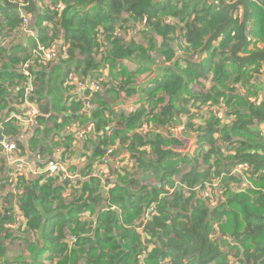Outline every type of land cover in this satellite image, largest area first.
I'll use <instances>...</instances> for the list:
<instances>
[{
  "label": "trees",
  "instance_id": "trees-1",
  "mask_svg": "<svg viewBox=\"0 0 264 264\" xmlns=\"http://www.w3.org/2000/svg\"><path fill=\"white\" fill-rule=\"evenodd\" d=\"M41 1L0 0V33L9 37L20 28L17 11L22 2L35 28L43 20L49 23L52 36L44 29L37 35L44 45H59L53 71L64 69L68 75V81L57 83L54 72L32 71L39 116L36 136L26 147L37 150L41 140L50 141L65 131V143L51 144L54 149L61 144L69 149L75 143L74 132L90 126V134L80 141L83 156H89L91 145L88 161L95 158L109 165L115 178L108 180L107 192L97 178L78 181L72 201L66 204L63 194L72 187L69 182L45 176L27 182L26 176L18 177L17 188L20 185L23 192L16 196L17 205L24 220L10 231L14 209L5 205L0 212V264H139L137 256L145 250L142 263L147 264H264V98L259 100L264 95V48H260L264 0H50L42 8ZM57 4L63 8L53 10ZM143 20L146 24L138 28ZM154 34L162 37L160 46ZM21 41L15 40L10 49L0 45V111L6 116L18 111L13 100L21 98L26 85L15 68L24 55L15 56L31 41ZM152 52L160 54L161 64L152 59ZM125 60L137 69L124 67ZM154 67L159 71L155 77L137 82L140 76L153 74ZM71 68L81 81L106 78L100 92H80L92 106L84 116V100L69 94ZM208 76L212 86L204 94L200 80ZM64 83L66 96L65 88L61 90ZM14 93L18 94L11 98ZM122 94L142 95L145 105L121 116L107 136L113 119L106 116V99ZM10 106L14 111L5 113ZM204 106L208 109L203 113ZM70 125L76 128L71 127L68 135ZM145 125L182 126L186 133L198 134L193 154L182 153L184 142L172 134H141ZM2 127L15 134L13 124ZM20 143L16 142L22 148ZM113 145H125L139 179L110 164L116 151L111 156L100 151ZM40 156L53 157L51 147L42 149ZM240 163L249 166L245 180L224 178L220 202L214 200L218 188L207 189L210 198L191 191L205 189ZM150 176L157 185L143 186ZM175 177H180V186ZM244 181L250 186L241 188ZM153 203L157 213L142 224ZM82 212L96 215L95 223L81 220ZM67 235L76 242L70 244ZM8 240L22 244L16 257H9ZM232 252L235 262L230 261Z\"/></svg>",
  "mask_w": 264,
  "mask_h": 264
},
{
  "label": "built area",
  "instance_id": "built-area-1",
  "mask_svg": "<svg viewBox=\"0 0 264 264\" xmlns=\"http://www.w3.org/2000/svg\"><path fill=\"white\" fill-rule=\"evenodd\" d=\"M25 4L22 2L20 3V7L18 10L19 13V19L21 20V25L20 28L9 34V37L15 40H22L21 42H25L30 40L32 43L31 48L24 53L23 58H19V63L15 68L17 69L18 73L21 74L25 79H26V85L22 88L23 94L19 100H13L14 106L17 107L18 111L16 113H11L8 116L4 114L3 111H0V130L3 124H13L15 128L19 130V134L24 140H30L34 138V131L38 127L37 123V117L39 116V107H38V100L34 99L33 91H34V75L33 72L35 69H46L49 67L54 61L58 59L60 56L59 52V45L58 44H53L50 46L44 45L40 42V34H38L39 30H45V34L50 37L52 36V31L48 29L49 23L46 20H43L41 24L39 25V28L33 29V31L29 30V24H30V17L25 15L24 9H25ZM63 8L62 4H57L53 7V10H61ZM168 21V20H167ZM169 22V21H168ZM146 24V20H143L142 24L138 26V28H142ZM21 34H24L23 36L25 39L21 38ZM101 39V36L98 37ZM21 55V54H20ZM65 56V50L62 54V58ZM100 58V55H98L97 59ZM70 76V82L69 84L71 85V88L69 89V94L74 98L77 97L78 99L84 100V107L81 110V113H86L88 110L92 108V106L88 103L87 99H83L82 96H80V92H86L89 94H93L96 92L101 91V83L106 79L104 76H101L97 80H85L81 81L78 78H76L75 74H71ZM13 95V94H12ZM253 101V100H252ZM191 106V105H190ZM215 106H211L212 110L216 112V109L214 108ZM206 110V109H204ZM219 118H221V115L218 114ZM143 129L142 132L141 129ZM139 132L141 134H147L151 131H154L156 133H162L154 129L153 126L151 125H145L143 126ZM91 127H89L86 130L82 131H75L74 136H75V143L74 146H77L80 141L84 139L86 135L90 132ZM181 129L182 126H178V128H170V134L180 138L181 137ZM114 129L111 127L107 130V134L111 135L113 133ZM111 133V134H110ZM2 139L0 140V153L3 152L6 158L7 164L12 168V176L15 178L21 177L22 175L27 176L26 174H30L34 178H38L40 176H45V177H58V180H64L65 182H69L70 185L73 187H70L72 189H76L78 186V181L81 180H88L90 178H97L101 181L103 184V187L106 190L110 188V184L108 182V174L103 172L102 170H95L93 173H90L85 176H80L77 174H72L66 169V165L72 160L70 158L69 152L67 153L65 149L63 148H58L56 150L55 155L53 158L51 157H42L38 155L36 157V162L35 163H28L26 158H23L21 155V151L18 149V146L16 143L9 141V139L5 136L2 135ZM181 139V138H180ZM206 145V144H205ZM71 151L74 150V148H70ZM64 158L61 160L60 158H54L58 155H60L62 152H64ZM112 150L109 149L106 152V156H111L112 155ZM44 158H48L46 161V165L40 167L41 164H43L42 160ZM135 163L133 160L131 161ZM114 166L115 168L119 169L121 167V162L118 160V158L115 159L114 161ZM249 169V166L245 163H240L232 167L228 173V175L222 173L220 175V178L218 180H213L210 184H206V188L203 190H200V188H195L192 189L191 191H196L200 192L201 196H203V193L208 195L209 191L207 189L211 187L213 188H218L217 193L218 196H222L224 190L222 189V181L224 178L228 176L232 177H240L242 180H245L246 175L245 171ZM10 173V174H11ZM9 174V175H10ZM223 176V177H222ZM13 179V183L16 181V179ZM12 183V185H13ZM178 186H180V183H176ZM250 186V183L247 181H244L243 184H241V188H246ZM188 191V189H186ZM173 190H171V193ZM12 193L14 195H19V191L14 188L12 189ZM205 197V196H203ZM207 198V197H205ZM4 206V202L2 203ZM212 205H215V202L211 203ZM4 206L0 205V212H2ZM156 204L153 203L149 206V208L146 210L144 218L142 220V224H145L148 220L149 217H151L156 210ZM10 213H7L9 215ZM14 220L16 223H19L20 221H23V215L21 213L15 212L13 216ZM10 227V225H9ZM67 240L70 244H74L76 242L75 237L67 235ZM146 250L142 253L145 254ZM144 257L137 256L139 264H144L142 263Z\"/></svg>",
  "mask_w": 264,
  "mask_h": 264
},
{
  "label": "crops",
  "instance_id": "crops-1",
  "mask_svg": "<svg viewBox=\"0 0 264 264\" xmlns=\"http://www.w3.org/2000/svg\"><path fill=\"white\" fill-rule=\"evenodd\" d=\"M38 14V13H37ZM33 17H31V22H30V24H29V30L30 31H33V29H35V21H33ZM24 34H21V38L22 39H25V37L23 36ZM154 36H155V38H154V40H155V42H156V44H157V46H160L161 44H162V37L161 36H159V35H155L154 34ZM56 38L57 39H60L61 38V33L60 32H58L57 33V35H56ZM144 42L142 41V44H143ZM260 48H264V45H261L260 46ZM156 52H152L151 53V56H153L154 54H155ZM157 55H158V53H156ZM155 54V55H156ZM239 56H241V57H243V55L242 54H239ZM161 60V59H160ZM162 61V60H161ZM56 62L54 61L49 67H47L46 69H44V71H45V73L46 74H49V70H51V72H54V74H51V75H54L55 76V70L53 71V68H54V66L55 65H57V64H55ZM127 63V64H126ZM162 62H160L159 64H161ZM126 64V65H125ZM122 65L124 66V67H126L128 70H136L137 69V66L133 63V62H131V61H129V60H125V61H123V63H122ZM51 67V68H50ZM103 70H104V74L105 75H107V71H108V69H107V67H103L102 68ZM63 71H65L64 69H63ZM154 73L153 74H149L148 75V77L147 76H140L139 78H138V83H145V82H147L149 79H151L152 77H155L156 76V73H159V71H157L156 70V67H154ZM75 74V73H74ZM72 76V75H71ZM68 77V75H67V73H64L61 77H59V82L60 81H64V82H66V80L68 79L67 78ZM147 80V81H146ZM200 81H203L202 82V85L204 86V88H202L201 89V91L202 92H204V94L206 93V92H208L209 90H210V87L212 86V84H211V82L209 81V76L206 78V79H201ZM261 81H262V83H264L263 82V80L261 79ZM261 84V83H260ZM34 85H35V82H34ZM63 88H65V83H64V85H62V87H61V90H63ZM63 95L64 96H66V88L64 89V93H63ZM230 95V94H229ZM39 98V97H38ZM41 100V105L44 103V100L43 99H40ZM131 100H132V102L131 103H133L134 105H136L137 107H136V110L138 109V108H140L141 106H143V105H145V103H144V100H143V96L142 95H140V96H138V95H135V96H133V97H131ZM145 108L147 109L148 108V106L146 105L145 106ZM82 110V109H81ZM14 111V108L12 107V106H10L6 111H5V113H9V112H13ZM52 113V112H51ZM132 113V112H131ZM82 115H85V113H81ZM130 114V113H129ZM47 115H49V114H47ZM58 116H62V114L60 113V114H58V115H56V117H58ZM112 125V124H111ZM111 125L109 126V128H111ZM50 128H52V124L51 123H49V125H48ZM4 127V126H3ZM70 127H72V128H76V126L75 125H73V126H70ZM108 128V129H109ZM113 129H115V125L112 127ZM3 130H5L6 131V134H7V138L9 139V141H11V142H14V143H16L17 141H19V142H21L20 144H21V146H22V148H20V146H18V149L21 151V153H22V157L23 158H26V160H27V162L28 163H35L36 162V157L38 156V155H40V152H41V150L42 149H47V148H50L51 147V149H52V153H53V155H55V153H56V150H57V148H62V146H64V148H66V146L65 145H57L56 147H55V149L54 148H52V144H51V142H55V143H63V142H61V138H59L60 136H55V137H53V139H51L50 141L49 140H41V144H40V147H39V149H37V150H34V151H29L28 149H27V140H24L22 137H21V135L19 134V130L16 128V131H15V134H13V131H11L10 130V128L9 129H7L6 127L5 128H3ZM182 130H184V129H182ZM0 132H1V130H0ZM114 132V131H113ZM185 132V131H184ZM75 133V132H74ZM88 134H90V132L88 133ZM100 134H103V132H101ZM2 135L3 136H6L5 134H3L2 133ZM107 136H110V135H108V134H106ZM128 135V134H127ZM181 137L182 138H184L185 139V137H183L182 136V134H181ZM181 138V141L182 142H184V144H185V140L184 139H182ZM190 141V140H189ZM190 144H191V141L189 142ZM195 145H196V143H195ZM185 146V145H184ZM190 146V145H189ZM74 148V150L73 151H71L70 150V148ZM89 147L91 148V151H90V154H88L89 156L87 157V155H86V153L84 154V156H83V152H82V143H79L77 146H74V145H72V146H70V148L69 149H65L66 150V152L68 153L69 152V154H70V158L72 159L67 165H66V169L70 172V173H72V174H77V175H80V176H83V174L84 175H86V174H90L91 172L93 173V171L94 170H102L103 172H105V173H107L108 174V179H109V181L111 180V181H113L114 180V178H115V176L113 175V173H111V170H110V168H109V165H106V164H102L98 159H95L96 161H98V162H94V159H93V162H90V161H88L89 159L88 158H92V146L91 145H89ZM96 147V146H95ZM125 148V145H124V147H119L118 145H116V146H109L108 148H105L104 146H102L101 148H100V151L101 150H107V149H111V150H113V151H115L116 150V153L118 154L117 156H118V160L121 162V169L119 170L120 172H122L123 170L127 173V174H136L135 176H136V178H140V174L139 173H135L134 172V170L131 168V164H132V158L130 157V154L128 153V152H126V150L124 149ZM95 149H97V150H99V148L98 147H96ZM147 148L145 147V150H146ZM182 152H185V150H183ZM64 153H65V151L64 152H62L60 155H58V152H57V156L56 157H54V158H58L59 156L60 157H62V158H60L61 160L63 159V157H64ZM73 154V155H72ZM104 155H106V151H105V153H104ZM81 156H83L82 158H81ZM51 158H53V157H51ZM48 158H44L43 160H42V162H43V164H41L40 165V167L42 168V166L44 165H46V162H44V161H46ZM115 159L116 158H114V159H112V158H110L109 160L111 161V165H113L114 164V161H115ZM91 164V165H90ZM90 165V166H89ZM114 166V165H113ZM11 172H13L12 171V168L7 164V162H6V158H5V155L3 154V152H1L0 153V205L1 206H4L2 203L4 202V204L6 205V206H10L11 208H13L14 209V213L15 212H17V210H18V203H17V195H14L13 193H12V189H14V188H16L18 191H19V195L23 192V189H22V187L20 186V185H18V187H19V189L17 188V181H18V177L17 178H15L14 176H12V173ZM11 173V174H10ZM10 174V175H9ZM27 176L26 177H24V178H26V180H27V182L29 181V180H34V177H32L30 174H26ZM16 179V181L13 183V179ZM175 179H176V181L178 182L179 181V179H180V177H175ZM89 180V179H88ZM59 181L60 182H62V181H64V180H61V179H59ZM81 181H84V180H81ZM26 182V183H27ZM12 183H13V185H12ZM63 183H66L67 184V182H63ZM110 183V182H109ZM157 185V183H156V181H155V179L152 177V176H150L149 177V179H147V180H145V181H143V186H147V187H151V186H156ZM101 186L103 187V184L101 183ZM111 187V186H110ZM74 190H76V189H72V188H68V190L66 191V193L65 194H63L64 195V197H65V200H66V204H69L71 201H72V198H71V192H73ZM168 190V189H167ZM103 192H107V190L105 191V189H104V187H103ZM79 196V195H78ZM76 197H77V195H76ZM216 197V199H219L218 200V202H220V199H221V197H217V196H215ZM162 198V197H161ZM217 201V200H216ZM13 213V214H14ZM80 219L81 220H86V221H92V222H94L95 223V221H96V215H91V214H89L88 212L87 213H80ZM12 218H13V216H12ZM24 220V219H23ZM22 222V221H21ZM17 225H18V223H16V222H12V223H10V231H14L15 230V228L17 227ZM138 232H140V231H138ZM15 236H18V234H15ZM23 236H25V237H29V236H27L26 234H24ZM13 241H18L19 242V240H13ZM10 242V240H8L7 242H6V246H8V243ZM14 253H16L15 255L17 256V255H19L20 254V251L18 250L17 252H14ZM48 254V253H47ZM233 255H234V252H232L231 254H230V256H231V258H232V260H230L231 262H235V257H233ZM49 256V254L47 255V257Z\"/></svg>",
  "mask_w": 264,
  "mask_h": 264
},
{
  "label": "rangeland",
  "instance_id": "rangeland-1",
  "mask_svg": "<svg viewBox=\"0 0 264 264\" xmlns=\"http://www.w3.org/2000/svg\"><path fill=\"white\" fill-rule=\"evenodd\" d=\"M259 3V2H258ZM257 3V4H258ZM50 4V0H43V1H41L40 2V7L42 8L43 6H47L48 7V5ZM17 14H18V17H19V13H18V11H17ZM123 16H125V14H123ZM31 20V19H30ZM34 21V20H33ZM32 21V22H33ZM156 35V34H155ZM4 36H6L5 34H3L2 32L0 33V45L3 47L4 46V48H6V49H10V46H11V44H13V43H15V39H12V38H10V37H4ZM160 36V35H159ZM154 38H155V36H154ZM156 40V39H155ZM126 41H129V40H126ZM31 46H32V44H31V42L30 43H27L26 45H24V46H21V47H19V49H18V54L15 56V57H19V56H21L20 54H24V53H26L30 48H31ZM156 54V53H155ZM153 55L152 56V59L154 60V61H156V63H160L161 62V56H160V54H159V56L156 54V55ZM161 59V60H160ZM20 61H18V63H19ZM127 64V63H126ZM125 64V65H126ZM15 66H17V64L15 65ZM38 70H41V69H38ZM71 70V73L69 74V77L71 76V74H74V71H73V69L71 68L70 69ZM49 73H51V70H49ZM64 73H66V71H63L62 69H60V70H57L56 72H55V80L57 81V83L59 82L58 80H59V77H61ZM66 81H68V79L66 80ZM203 81H201V83H202ZM65 87H66V83H65ZM57 89H60L59 88V86H57ZM17 94L18 93H14L13 95H12V97L11 98H15L16 96H17ZM21 96H22V94H21ZM262 98H264V95H262V97L261 98H259V100H261ZM106 102L107 103H109V111H112V113H109V111H107L106 112V116H107V118H109V119H113V123H112V125H111V127H113L115 124H117V123H119L120 122V117L121 116H127L129 113H131V112H134L135 110H136V105H134L133 103H131L132 102V100H131V98H126L123 94L122 95H120V97L118 98V99H112V97H109L108 99H106ZM164 105H165V103H164ZM204 109H208V106H204L201 110H202V112L204 113ZM190 110H192V109H190ZM82 116H84V115H82ZM117 116V117H116ZM207 116V115H206ZM115 117V118H114ZM122 118V117H121ZM203 118H204V115H203ZM199 119H201L202 120V117L200 116L199 117ZM223 123V122H222ZM227 122H225L224 124H226ZM70 126H73V125H70ZM67 127L66 128V130L68 131V135L70 134V128L71 127ZM90 126H88L87 127V129L89 128ZM154 127V129L155 130H157V131H159V132H162L163 133V135H169L171 132H170V128H168L167 126H163V127H161V126H153ZM91 129H92V127H91ZM91 129H90V131H91ZM143 129L144 128H142L141 129V131L140 132H142L143 131ZM182 130V129H181ZM36 132H37V129L34 131V137L36 136ZM65 133V131L64 132H62L61 133V135H60V137L59 138H61L62 136H63V134ZM111 134V133H110ZM157 134V133H156ZM146 135V134H145ZM175 138H178V137H176V136H174ZM217 137H219V135H217ZM180 138H182V137H180ZM180 138H178V139H180ZM182 139H184V138H182ZM181 140V139H180ZM185 140V146H184V150H185V153H188V155H192L193 154V152H194V149L196 148V145H191L189 142V140L190 139H188V138H185L184 139ZM61 142H63V143H65V140L63 139V137L61 138ZM74 144V143H73ZM204 144V143H203ZM205 144L207 145V146H209L208 144H207V142H205ZM62 145V144H61ZM190 145V146H189ZM107 150H109V149H107ZM107 150H106V152H107ZM90 151H91V148L88 146V149H87V153L88 154H90ZM116 151V150H115ZM112 152H113V150H112ZM118 155V154H117ZM115 156V157H113V158H118V156ZM189 167L186 169V168H184V170H183V172H188L189 171ZM223 177V176H222ZM203 196H205V197H207V198H210L209 197V195H206L205 193H203ZM214 200H218V199H214ZM156 208V207H155ZM158 211V210H157ZM157 211L155 210V212L157 213ZM21 246H22V244H20V242H18V241H13V240H11L9 243H8V250L9 251H11L10 253H9V257H16V253H14V252H17L18 250L20 251V249H21ZM158 248H160V245H158ZM147 254H140L139 256H141V257H144V256H146ZM80 264H83V263H80ZM144 264H147V263H144Z\"/></svg>",
  "mask_w": 264,
  "mask_h": 264
},
{
  "label": "water",
  "instance_id": "water-1",
  "mask_svg": "<svg viewBox=\"0 0 264 264\" xmlns=\"http://www.w3.org/2000/svg\"><path fill=\"white\" fill-rule=\"evenodd\" d=\"M181 134L183 137L190 139L191 145H193V146L195 145L196 137L198 136V134H188V133L184 132V130H181ZM1 139H2V136H1V132H0V140ZM101 151L103 153H105L106 150H101ZM182 153H184L185 155H188V153H185V152H182Z\"/></svg>",
  "mask_w": 264,
  "mask_h": 264
}]
</instances>
